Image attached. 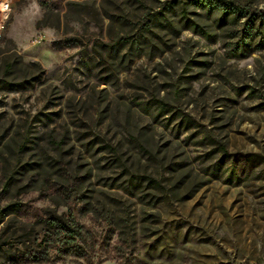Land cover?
Returning a JSON list of instances; mask_svg holds the SVG:
<instances>
[{"label":"rangeland","instance_id":"1","mask_svg":"<svg viewBox=\"0 0 264 264\" xmlns=\"http://www.w3.org/2000/svg\"><path fill=\"white\" fill-rule=\"evenodd\" d=\"M8 1L0 74L13 63L11 80L33 82L19 92L0 88V128L31 132L37 146L26 156L30 173L6 196L10 155H0V199L27 204L26 216L0 226V264H36L37 256V264H86L39 254V218L54 208L38 196L51 189L55 170L38 160L57 153L52 135L65 140L59 153L91 202L120 204L137 223L132 248L116 247V238L107 244L105 226L86 221L100 246L96 264H264V0H229L248 15L223 26L187 0ZM184 13L208 35L187 27ZM253 19L250 46L234 52ZM124 36L139 46L109 47ZM130 133L153 156L140 153ZM109 143L181 197L203 187L155 208L150 196L121 200L109 189L111 156L100 152Z\"/></svg>","mask_w":264,"mask_h":264},{"label":"trees","instance_id":"2","mask_svg":"<svg viewBox=\"0 0 264 264\" xmlns=\"http://www.w3.org/2000/svg\"><path fill=\"white\" fill-rule=\"evenodd\" d=\"M187 1L207 14H216L220 26L227 24L230 20L235 24L240 23L242 18L248 15V12L243 7L229 0ZM183 20L186 26L194 32L204 36L208 35L205 28L199 23L191 21L186 13L183 15ZM254 23V19L248 23L245 36L235 45L234 52L244 53L246 48L250 46L254 38ZM260 24L264 32V18H262ZM128 44L133 47L135 45L139 46L140 41H134L130 36H124L109 47L113 50L114 48H124ZM34 65L38 67V65ZM13 67V63L5 65L3 73L0 74V88H5L9 92L29 89L33 82L31 79L24 78L20 81L10 79L9 72ZM10 128H0V155L4 149H7L10 155V159L7 161L10 165L5 170L2 187V195L5 196L18 184L21 177L30 173L31 163L26 161V156L37 146L36 143H32L31 132L27 131L20 134L19 130H16L11 135ZM129 137L130 143L135 145L140 153L146 156H153L148 147L140 142L141 137L139 135L130 133ZM50 141L51 146L54 147V152L57 153L46 161L41 159L38 161L40 166L44 165L50 170H55L53 174L47 177L52 187L44 191L41 190L38 197L39 200H43L52 206L54 211H51L52 214H46L43 218L38 217L40 220L38 224L43 228L40 243L42 252L39 254L45 256L46 259L49 257L57 259L74 258L86 264H96L99 258L97 250L100 249V246L98 245L94 228L87 226L85 223L88 220L91 224L98 223L105 226L108 236L107 244L112 238H116V247L121 242H130L129 246L133 248L136 244L138 233L137 223L132 219L133 217L128 212L122 211L121 207H119L120 204L110 202L113 207V209H110L103 202L100 204L91 202V198L84 192V179L79 177L71 164L64 163L63 157L59 153L65 144V140H57L52 135ZM95 143L96 141L94 140L88 141L84 144V147L88 149ZM30 145L31 147H29ZM100 150L101 153L111 156L108 164L111 166L114 178L111 179L112 185L109 186V189L122 192L123 196H119L121 200L135 198L143 204L144 200L150 196L149 200H151L152 206L155 208L163 203L182 202L191 199L203 187L201 185L189 196L181 197L179 191L168 187L161 179L153 175H142L137 169L136 163L120 153L119 145L104 144ZM33 179L34 176L31 175L30 184L32 186L38 185L39 182ZM146 192H149L150 195ZM5 196L0 199V226L12 216L17 218V220H21L27 214V204L22 199L7 200ZM61 207L67 209V215H58L56 209ZM155 219L158 221V216ZM0 250H2V247H0ZM33 262L37 264L43 261L41 257L37 256Z\"/></svg>","mask_w":264,"mask_h":264},{"label":"built area","instance_id":"3","mask_svg":"<svg viewBox=\"0 0 264 264\" xmlns=\"http://www.w3.org/2000/svg\"><path fill=\"white\" fill-rule=\"evenodd\" d=\"M0 5L7 6V11H0V41H1L3 39V35L11 15V4L8 0H1Z\"/></svg>","mask_w":264,"mask_h":264},{"label":"clouds","instance_id":"4","mask_svg":"<svg viewBox=\"0 0 264 264\" xmlns=\"http://www.w3.org/2000/svg\"><path fill=\"white\" fill-rule=\"evenodd\" d=\"M0 11H7L6 5H0Z\"/></svg>","mask_w":264,"mask_h":264}]
</instances>
